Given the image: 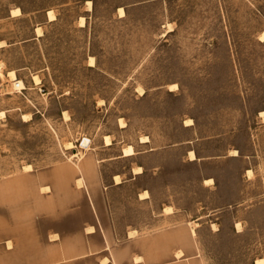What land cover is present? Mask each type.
Here are the masks:
<instances>
[{
	"label": "rangeland",
	"instance_id": "1",
	"mask_svg": "<svg viewBox=\"0 0 264 264\" xmlns=\"http://www.w3.org/2000/svg\"><path fill=\"white\" fill-rule=\"evenodd\" d=\"M86 1L0 0V40L6 43L0 47V264H25L26 239L43 211L31 178L20 180L22 188L11 184L26 171L24 164L37 171L76 160L68 156L84 152L82 137L99 157L104 133L114 135L115 145L137 146L143 133L160 144L193 132L211 157L187 170L190 179L179 175L187 193L177 199L222 203L210 216L218 229L208 222L200 227L206 264L264 259V121L258 114L264 109V0H90L91 9ZM14 7L21 14L11 16ZM13 69L21 90L7 75ZM170 83L178 87L169 91ZM188 117L192 130L180 126ZM67 141L74 149L64 148ZM234 147L243 157L225 156ZM126 164L114 161L110 168ZM245 164L253 171L240 175ZM200 172L212 174L218 187L200 185Z\"/></svg>",
	"mask_w": 264,
	"mask_h": 264
},
{
	"label": "crops",
	"instance_id": "2",
	"mask_svg": "<svg viewBox=\"0 0 264 264\" xmlns=\"http://www.w3.org/2000/svg\"><path fill=\"white\" fill-rule=\"evenodd\" d=\"M185 120H181V128L192 130L194 120L188 124ZM118 126L124 128L126 123ZM104 135L110 136V144L104 143ZM111 135H102L99 157L88 149L83 159H61L41 170H26L11 181L22 188L20 180L31 178V187L36 192L40 188L44 202L26 239L25 264H206L200 227L208 222L212 231L218 229L210 216L222 203L209 207L200 200L177 198L179 193H187L179 187V175L189 178L187 170H195L210 154L203 153L193 132L160 144L151 134L143 133L137 146L122 141L115 145ZM128 144L134 152L123 154ZM231 150L236 154L226 157L240 156L239 148ZM114 161L127 164L113 170ZM138 167L139 171H134ZM248 171L253 168L245 164L240 175ZM146 175L154 178L153 183L142 181ZM197 175L199 184L207 189L218 187L212 174ZM81 176L82 185L77 182ZM144 192L147 195L141 196ZM203 208L211 211L195 215L188 211ZM237 222L241 225L235 220L234 227Z\"/></svg>",
	"mask_w": 264,
	"mask_h": 264
},
{
	"label": "bare ground",
	"instance_id": "3",
	"mask_svg": "<svg viewBox=\"0 0 264 264\" xmlns=\"http://www.w3.org/2000/svg\"><path fill=\"white\" fill-rule=\"evenodd\" d=\"M86 3H87L86 5H88V9H91L92 8V2L90 0H87ZM117 11H118L119 15H124L125 14L124 9L122 7H119ZM10 14H11V16L12 15H14V16L19 15V14H21V10L19 9V7L11 8L10 9ZM47 15H48V18L49 19H54L55 18V14H54V12L52 10H48ZM84 22H85L84 17L83 16H80L79 24L80 25H83ZM169 29H171V27L168 25V30ZM36 30H37V33L38 34H41V31L42 30H40V27H37ZM259 40L260 41L261 40H264V32H261L260 33ZM5 44L6 43L4 41H0V47L1 46H4ZM1 63H0V78L4 76V73L2 71V64ZM89 64L90 65H93L94 64V57L93 56H90V58H89ZM7 75L9 77V80H12L11 83H14L15 82V78H17L15 70H9L7 72ZM32 79L36 83H38L40 81V78L37 75H33V78ZM22 84L24 86V83L23 82H22ZM177 87H178V85L176 83H170V84H168V89L169 90H174ZM136 90H137L138 94H143L144 93V88L141 87V86H137L136 87ZM99 103H102V101H100ZM99 103H98V105H99ZM258 114L262 117V121H264V109L260 110L258 112ZM30 115L28 113H22V118L24 120H27L28 118H30ZM3 116H5V111L0 110V118L3 117ZM63 116L65 117V119L66 118H69V115L65 111H63ZM191 122H192V119H186L185 120V124H188V123H191ZM119 125H121V126H124L125 125L124 121H122L121 118H119ZM103 139H104V143L105 144H110L111 143V139H110V136L109 135H104L103 136ZM141 139L144 140V139H146V137L142 136ZM74 147H75V145L71 141H67L64 144V148H66V149H71V148L74 149ZM80 147L82 148V150H84V152L87 151L88 149H90V139H87L86 137L83 138L82 141H81ZM84 152H79L77 150L76 151L75 150L74 151L72 150L71 153H70V155L68 156V159H73V158H76L78 160L83 159L85 157V153ZM122 152H123V154H131V153L134 152V149H133L132 145L128 144V145H126V146L123 147ZM231 153L232 154H236V151L235 150H231ZM190 156L192 157L193 154L190 153ZM22 168L25 169V170H30L31 169V165L30 164H24V166ZM134 171H136V172L139 171V167L138 168H134ZM248 173H251V172L248 171ZM119 178H120L119 176H115V179L118 180V181H120ZM210 181H212V180H206L205 182H210ZM77 182H78V184H81V185L83 184L82 176L77 180ZM145 195H147L146 192H144V193L141 194V196H145ZM166 210H169V208H166ZM240 226H241L240 223L237 222L236 223V228H240ZM255 263L256 264H263L264 263V259L263 258H258Z\"/></svg>",
	"mask_w": 264,
	"mask_h": 264
},
{
	"label": "built area",
	"instance_id": "4",
	"mask_svg": "<svg viewBox=\"0 0 264 264\" xmlns=\"http://www.w3.org/2000/svg\"><path fill=\"white\" fill-rule=\"evenodd\" d=\"M23 87L24 86L22 84V80L15 78V82L12 83V88L15 90H21V89H23ZM82 139H83V137L81 138L79 145L81 144Z\"/></svg>",
	"mask_w": 264,
	"mask_h": 264
}]
</instances>
